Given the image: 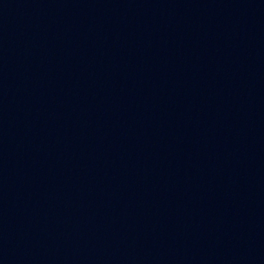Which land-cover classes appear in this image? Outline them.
<instances>
[{
	"label": "water",
	"instance_id": "95a60500",
	"mask_svg": "<svg viewBox=\"0 0 264 264\" xmlns=\"http://www.w3.org/2000/svg\"><path fill=\"white\" fill-rule=\"evenodd\" d=\"M0 264H264V0H0Z\"/></svg>",
	"mask_w": 264,
	"mask_h": 264
}]
</instances>
